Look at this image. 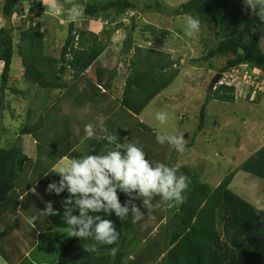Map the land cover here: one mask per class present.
Wrapping results in <instances>:
<instances>
[{
  "label": "trees",
  "instance_id": "16d2710c",
  "mask_svg": "<svg viewBox=\"0 0 264 264\" xmlns=\"http://www.w3.org/2000/svg\"><path fill=\"white\" fill-rule=\"evenodd\" d=\"M59 1L67 8L78 3L80 7L83 6L85 15L97 20L110 13L125 15L137 10L168 13L175 17H197L203 31L202 44L205 48L199 60L210 63L212 69L221 76L237 78L239 74L240 79L237 81L241 89L247 91L248 98L251 94H255L256 98L263 95L259 87L263 79L247 84L244 77L246 65L264 76V21L254 13L246 12L242 0H188L175 8L161 0ZM24 2H29L31 7L42 3L41 0H4L2 7L6 22L0 27V63L3 65L0 73V119L4 110L11 106L6 91L10 89L14 93L18 92L10 87L12 63L16 55L21 57L26 82L42 89L48 100H51L55 91H59V94L54 103L47 105L45 112L31 124L28 122L34 111L29 110L28 122L20 133L9 138L7 145L0 144V255L9 264L14 262L10 260V251L5 248L6 242L13 231L23 224L22 221L27 223L20 213L23 197L14 193L22 174H27L28 179L31 178L28 182L31 183L23 186L21 193L30 191L31 184L39 185L47 201H51L56 210L62 211V200L69 193L65 190L56 195L46 191L50 182H58L60 179L57 173L52 172L57 163L66 156L78 159L84 155L103 154L114 148V144H109L105 139L86 138V124L98 126L100 117H104V126L108 134L117 137L116 142L137 144L152 163H164L172 167L174 165L169 157L176 151L168 144L157 143V132L138 119L179 75L180 70L174 67L177 62L169 53L135 46L131 58L132 71L125 80L122 95L116 100L112 99L111 83L117 74L116 65L100 64L95 79L86 74L107 50L108 41L91 30L77 31L75 23L70 21L59 58L46 53L45 32L35 29L33 24L20 31L19 43L16 45L12 18L19 4ZM23 9L21 13L26 12L24 6ZM156 33L159 30L152 28V34ZM123 45L125 52L132 49L131 35L127 36ZM219 59L225 60L222 67H218ZM251 69L247 77L252 76ZM239 71L244 72L242 74ZM64 75H70V78L65 79ZM103 84L109 92L101 90ZM235 91V86L217 85L200 110L197 132L206 126L208 100L234 103L239 95ZM48 100L44 99V105ZM60 101L64 103L56 108ZM66 105L70 110L64 112ZM87 105H90L93 112L81 115L80 112H85ZM59 111H62L61 114L57 113ZM4 131L3 127L0 128V141ZM147 132L151 134L149 137ZM100 135L103 136V133ZM31 142L33 155L29 154L27 148ZM80 143L83 149L76 148ZM177 168L178 175L183 174L189 180L184 202L167 207L159 197L153 198L154 206L159 208L155 215L158 228L156 234L151 233L154 227L144 222L149 219V215L142 205V198H138L134 202L146 215L140 222H131V205H128V220L121 221L114 213L111 217H104L112 219L120 233L115 244H97L95 250L87 251L85 245L93 244L91 239L83 241L69 236L65 241L61 239L63 230H59L57 235L60 237L61 248L54 261L38 262L24 256L16 246L14 256H17V264H264V209L258 208L230 188L235 172L212 187L202 181L201 176L190 166L180 165ZM240 170L264 180V145L241 164L238 168ZM118 195L123 205L128 197L123 193ZM55 216L59 215L53 216L57 219ZM61 223L58 220V224ZM40 228L44 232L48 230L44 225ZM31 232L36 233L33 228ZM141 240H145L147 246L144 248V245L135 258L128 260V247L132 246L129 242L137 243Z\"/></svg>",
  "mask_w": 264,
  "mask_h": 264
},
{
  "label": "rangeland",
  "instance_id": "374dc122",
  "mask_svg": "<svg viewBox=\"0 0 264 264\" xmlns=\"http://www.w3.org/2000/svg\"><path fill=\"white\" fill-rule=\"evenodd\" d=\"M41 1V5L37 4L35 7H31L29 2L19 4L17 13L12 18L15 44L19 43L20 31L33 24L35 29L45 32L46 53L59 58L71 21L67 15L69 8L59 0ZM161 1L175 8L188 0ZM3 3L4 0H0V27L6 22L2 13ZM52 4L56 5L55 12L51 7L46 6ZM23 6L26 8L25 13H21L24 10ZM81 10L82 15L74 22L75 29L77 31L85 29L94 31L108 41L107 50L88 70L87 76L95 79L97 67L100 64L102 66L116 65L117 74L113 77L111 83L113 90L110 94L111 98L116 100L122 95L125 80L132 71L131 58L134 55L133 48L135 46L150 47L159 52L169 53L171 58L177 62L174 67L180 70L179 75L170 87L163 90L149 104L138 117L139 121L150 126L155 132L185 137V150L182 153L177 152L174 146H170L172 150H176L173 156L169 157L172 165L176 167L190 166L197 175L201 176L202 181L209 183L212 187L217 186L231 172H235L230 188L258 208L264 209V180L242 170L238 171L241 164L264 145V76L261 75V72L251 69L249 66L245 67L246 70L248 68L253 70L252 76H248L245 81L247 84L255 82L259 78L263 79L259 83L260 92H263L261 97L257 96L256 98L255 94H251L248 98L247 91L239 88L241 91L236 96L234 103L209 99L210 101L208 100L206 105V126L202 131L197 132L200 110L206 103L208 95L212 94L216 81L222 79V76L212 69L210 63L199 60L205 51L202 44L203 31L200 29L194 37H187L184 33L187 16L175 17L168 13H147L137 10L135 13L128 14V12L125 15L110 13L109 16L103 15L97 20L85 15L83 6ZM246 12L250 13L248 10ZM152 28L158 29L159 33L152 34ZM165 32H167L166 36ZM128 35L132 36V49L125 52L123 42ZM262 46L264 47V42ZM217 63L218 67H222L225 60L219 59ZM2 67L3 65L0 63V73ZM23 68L21 57L16 55L12 63L10 87L18 92L14 93L10 89L6 91L8 99L11 100V106L10 109L4 110L3 117L0 119V128L5 129L1 134L0 144L2 145H7V140L19 134L24 128L28 122L29 110H33L35 114H32V119L28 122L31 124L38 120L41 113L45 112V108H48L47 105L54 103L55 97L59 94V91H55L51 95V100H48L42 89L24 80ZM239 72L243 74L244 71ZM64 78L69 79L70 75H64ZM216 78L218 79L215 80ZM236 79H240L239 74ZM228 80L233 81L234 76L228 75ZM105 82L106 80H104ZM235 82L240 85L239 81ZM100 87L102 91H107L104 84ZM44 99L48 100L45 105ZM63 103L60 101L55 107L58 108ZM69 110L70 108L68 109V105H66L64 112ZM84 110L85 112H80L81 115L93 112L90 105H87ZM61 112L57 113L61 114ZM157 112L167 113L166 124L161 125L155 120ZM150 135L147 132V136ZM32 143L30 149V146L27 147L30 150V155L34 154ZM70 162V159L65 158V160L59 161L54 169ZM28 180L31 178L28 179L27 174H22L14 191L16 195L21 194L23 197L20 213L27 223L22 221L23 224L19 226V229L13 231L6 242L5 248L10 251V260L14 262L12 264L18 263L17 256H14L16 246L21 249L24 256L38 262L54 261L61 248L57 232L63 230L61 239L65 241L70 235L69 227L62 220L64 209L63 211L57 210L59 213V216H55L57 219H52L51 215L44 217L43 209L48 201L44 197V190L41 186L31 184L30 191L20 192L23 186L31 183ZM21 181L22 185H20ZM154 207V212L149 215V219L144 221L148 226L154 227L152 234H156L158 231L155 215L159 212V208L157 205ZM62 208H64L63 204ZM73 214L78 215V209ZM58 220H61L62 223L58 224ZM42 225L48 226V230L44 232L40 228ZM32 228L36 231L35 234L31 232ZM129 243H132V246L128 247L127 255L128 260H131L141 251L145 240ZM0 264L9 263L0 255Z\"/></svg>",
  "mask_w": 264,
  "mask_h": 264
},
{
  "label": "clouds",
  "instance_id": "9594fccd",
  "mask_svg": "<svg viewBox=\"0 0 264 264\" xmlns=\"http://www.w3.org/2000/svg\"><path fill=\"white\" fill-rule=\"evenodd\" d=\"M245 10L254 13L264 21V0H242ZM56 11V5H46ZM68 19L75 22L82 15L80 5L73 4L67 12ZM200 30V21L197 17L189 16L185 21L184 33L187 37H194ZM129 36V35H128ZM149 42V40H148ZM247 66V65H246ZM247 69L244 78L247 79ZM221 76V75H220ZM216 80V79H215ZM214 80V83H215ZM237 79L228 80L222 76L217 85L226 84L235 86L236 95L241 91ZM246 81V80H245ZM113 88V87H111ZM104 92V91H103ZM166 112H157L155 120L163 125L167 122ZM98 127V130H97ZM86 138L105 139L114 148L103 154H89L81 158H74L70 163L63 164L52 172L59 175V181L48 184L46 191L60 195L69 193L62 201L64 213L62 220L71 229L70 237L83 241L91 239L93 244L85 245L87 251L95 250L99 245H113L120 236L112 219L104 218L113 213L121 221L128 220L129 206L131 205V222L137 223L145 218L134 201L142 198V205L147 209V215L154 212L153 198L159 197L161 203L167 207L177 206L184 202V193L188 188V177L178 175L177 167H170L164 163H152L146 159V152L135 143H118L115 135H110L104 126V117H100L98 126L86 124L84 127ZM103 133V136L100 134ZM156 141L160 145L174 146L177 152L185 150V137L177 134L156 133ZM251 156V155H250ZM118 193L125 194L128 199L122 205ZM78 209L79 214H73ZM102 213L103 215H100ZM53 203L48 201L43 209L44 217L58 215ZM95 214V215H93Z\"/></svg>",
  "mask_w": 264,
  "mask_h": 264
},
{
  "label": "crops",
  "instance_id": "0c3cea01",
  "mask_svg": "<svg viewBox=\"0 0 264 264\" xmlns=\"http://www.w3.org/2000/svg\"><path fill=\"white\" fill-rule=\"evenodd\" d=\"M76 148H78V149H83L81 143H80ZM76 148H75V149H76ZM65 158H68V159L72 160L70 157H67V156H66V157H63L60 161L65 160ZM55 167H56V166H55ZM63 209H64V208H63ZM62 211H63V210H62ZM64 211H65V209H64ZM63 213H64V212H63ZM53 216H54V215H51L52 219H54ZM49 222H50V220H49ZM52 225H53V224H52ZM45 227H46V229H47L48 226H45Z\"/></svg>",
  "mask_w": 264,
  "mask_h": 264
},
{
  "label": "water",
  "instance_id": "95a60500",
  "mask_svg": "<svg viewBox=\"0 0 264 264\" xmlns=\"http://www.w3.org/2000/svg\"><path fill=\"white\" fill-rule=\"evenodd\" d=\"M218 78H216V80H217Z\"/></svg>",
  "mask_w": 264,
  "mask_h": 264
}]
</instances>
